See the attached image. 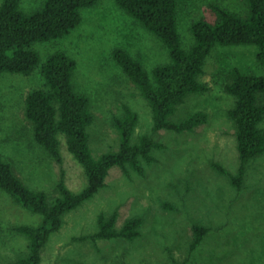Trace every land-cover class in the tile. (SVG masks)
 Segmentation results:
<instances>
[{
    "label": "rangeland",
    "instance_id": "rangeland-1",
    "mask_svg": "<svg viewBox=\"0 0 264 264\" xmlns=\"http://www.w3.org/2000/svg\"><path fill=\"white\" fill-rule=\"evenodd\" d=\"M3 0H0V5ZM215 2L246 14L244 0H179V29L183 46L194 41V20H214ZM44 0H22L34 11ZM117 47L129 50L151 72L170 61L168 48L116 0H99L82 9V21L67 35L32 44L41 64L50 54L64 50L77 60L74 83L91 100L95 122L90 127L95 156L119 146L115 114L129 103L140 120L133 139L150 133L157 143L151 162L141 159L143 172L113 166L105 185L89 200L67 212L61 228L52 233L42 252L43 264H264V153L248 166L244 186H233L214 166L219 161L232 171L239 165L236 126L229 116L234 96L224 88L227 72L242 70L264 74L258 46L218 45L209 54L200 80L208 88L188 95L172 116L182 119L196 110L208 112L207 122L191 131L153 130L152 109L138 86L113 57ZM45 86L41 65L31 74H0V152L31 187L50 194L62 176L75 191L87 185L84 166L69 150L61 134L63 161L55 159L34 136L33 122L25 114L27 93ZM264 126V120L262 121ZM118 213L117 225L141 216V234L133 240H81L98 229V217ZM42 219L15 203L0 189V264H9L26 248V238L14 224H37ZM211 226L202 243L190 249L193 226Z\"/></svg>",
    "mask_w": 264,
    "mask_h": 264
},
{
    "label": "trees",
    "instance_id": "trees-1",
    "mask_svg": "<svg viewBox=\"0 0 264 264\" xmlns=\"http://www.w3.org/2000/svg\"><path fill=\"white\" fill-rule=\"evenodd\" d=\"M99 0H44L41 7L27 12L22 0H3L0 5V74L5 72L31 74L41 65L45 86L31 89L25 98V114L33 122L36 141L59 162L61 134L69 150L84 166L88 182L75 191L64 176L55 193L29 186L14 170L12 162L0 152V189L15 203L42 219L37 224H14L12 229L26 238V248L9 264H43L42 252L53 232L64 223L67 212L92 198L102 186L113 166L128 167L143 172L141 159L151 162L157 143L150 133L133 139L140 120L137 110L129 103L123 112L115 114L114 125L119 134V146L95 156L91 146L90 127L95 113L88 94L78 92L74 83L77 60L64 50H57L41 64L39 52L32 48L38 41H49L67 35L82 21V9ZM246 14L215 2L211 5L214 20L196 19L191 24L193 44L183 46L179 29V0H116L119 7L155 34L168 48L170 61L156 65L150 72L129 50L117 47L113 57L140 89L153 114V130L167 128L191 131L207 122L208 112L196 110L182 119L172 116L188 95L205 91L208 86L200 80L209 54L218 45H257V58L264 66V0H244ZM225 90L234 96L229 116L236 126L239 165L230 170L219 161L213 166L228 176L231 184L243 188L248 166L253 158L264 153V74L230 69L226 74ZM118 213L98 217V229L78 239L133 240L141 234L143 218L134 216L121 226ZM211 226L196 223L190 249L197 248Z\"/></svg>",
    "mask_w": 264,
    "mask_h": 264
}]
</instances>
